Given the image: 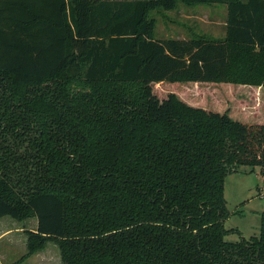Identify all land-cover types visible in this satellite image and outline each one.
Instances as JSON below:
<instances>
[{
	"label": "trees",
	"instance_id": "16d2710c",
	"mask_svg": "<svg viewBox=\"0 0 264 264\" xmlns=\"http://www.w3.org/2000/svg\"><path fill=\"white\" fill-rule=\"evenodd\" d=\"M179 2L223 3L222 34L155 37ZM167 82L254 90L259 112ZM240 165L264 189V0H0V217L36 218L21 258L53 241L60 264H264V210L225 238Z\"/></svg>",
	"mask_w": 264,
	"mask_h": 264
},
{
	"label": "rangeland",
	"instance_id": "374dc122",
	"mask_svg": "<svg viewBox=\"0 0 264 264\" xmlns=\"http://www.w3.org/2000/svg\"><path fill=\"white\" fill-rule=\"evenodd\" d=\"M151 15L156 18L154 34L157 38H187L189 30L219 36L223 32L225 5L223 3H203L190 6L179 2L172 10H153ZM185 83L167 82L162 91H166L164 88L176 90L183 99L216 111H223L226 106L233 104V116L241 121H243L246 112L245 110L241 111L242 109L247 107L254 115L259 112V100H255L256 103H254L249 97L255 95L256 91L254 90L240 88L235 94L231 95L232 90L228 89L230 93L226 91V95L220 86L206 85L212 83ZM183 84L186 86H183ZM162 91H159L161 97L165 96V92ZM240 100H243V102H240ZM261 173L259 165H240L237 170H233L226 175L224 198L230 214L224 220V227H233L238 230L228 232L225 235L226 239L237 240L242 236L248 237L251 234L258 233L259 218L256 212L264 210L263 175ZM35 225L36 218L31 216L24 219H14L9 215L0 217L1 231L20 230L0 235V264H15V262L16 264H60L59 250L53 241H48L41 249L21 258L26 254V234L24 230H31Z\"/></svg>",
	"mask_w": 264,
	"mask_h": 264
},
{
	"label": "crops",
	"instance_id": "0c3cea01",
	"mask_svg": "<svg viewBox=\"0 0 264 264\" xmlns=\"http://www.w3.org/2000/svg\"><path fill=\"white\" fill-rule=\"evenodd\" d=\"M224 22H225V15H224V20H223V25H224ZM212 35V34H211ZM220 35V34H219ZM213 36H215V35H213ZM218 36V35H217ZM245 87H249V88H253L252 86H245ZM261 114H260V116H259V119H261ZM12 231H20V230H0V235L1 234H3V235H5L6 233H10V232H12ZM2 235V236H3ZM13 262V261H12Z\"/></svg>",
	"mask_w": 264,
	"mask_h": 264
}]
</instances>
